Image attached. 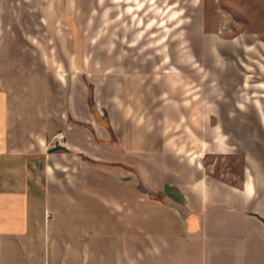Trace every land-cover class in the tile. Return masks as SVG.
<instances>
[{
	"label": "rangeland",
	"instance_id": "rangeland-1",
	"mask_svg": "<svg viewBox=\"0 0 264 264\" xmlns=\"http://www.w3.org/2000/svg\"><path fill=\"white\" fill-rule=\"evenodd\" d=\"M0 55L47 61L19 97L52 110L53 152L92 182L141 201L150 159L251 175L264 199V0H0Z\"/></svg>",
	"mask_w": 264,
	"mask_h": 264
},
{
	"label": "crops",
	"instance_id": "crops-1",
	"mask_svg": "<svg viewBox=\"0 0 264 264\" xmlns=\"http://www.w3.org/2000/svg\"><path fill=\"white\" fill-rule=\"evenodd\" d=\"M34 63L47 61L0 55V264H264V199L251 175L239 187L159 163L152 176L148 159L145 199L131 185L103 188L96 171L53 152L43 100L22 103L18 81Z\"/></svg>",
	"mask_w": 264,
	"mask_h": 264
},
{
	"label": "built area",
	"instance_id": "built-area-1",
	"mask_svg": "<svg viewBox=\"0 0 264 264\" xmlns=\"http://www.w3.org/2000/svg\"><path fill=\"white\" fill-rule=\"evenodd\" d=\"M51 214L49 213V216H50Z\"/></svg>",
	"mask_w": 264,
	"mask_h": 264
}]
</instances>
